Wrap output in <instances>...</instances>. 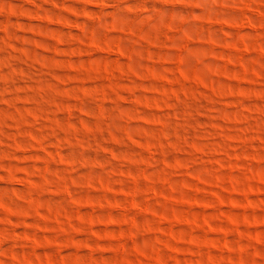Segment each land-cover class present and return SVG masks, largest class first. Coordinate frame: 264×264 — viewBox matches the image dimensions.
Wrapping results in <instances>:
<instances>
[{
  "label": "clouds",
  "instance_id": "obj_1",
  "mask_svg": "<svg viewBox=\"0 0 264 264\" xmlns=\"http://www.w3.org/2000/svg\"><path fill=\"white\" fill-rule=\"evenodd\" d=\"M0 264H264V0H0Z\"/></svg>",
  "mask_w": 264,
  "mask_h": 264
}]
</instances>
